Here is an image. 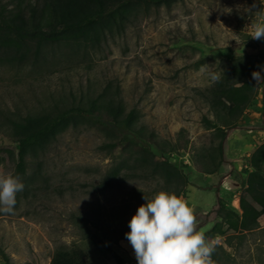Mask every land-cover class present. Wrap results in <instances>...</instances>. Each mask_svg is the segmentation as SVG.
<instances>
[{
	"label": "rangeland",
	"instance_id": "374dc122",
	"mask_svg": "<svg viewBox=\"0 0 264 264\" xmlns=\"http://www.w3.org/2000/svg\"><path fill=\"white\" fill-rule=\"evenodd\" d=\"M34 2L0 0V16L25 11ZM48 20L47 11L43 27ZM256 23H264V0H174L140 4L134 16L94 47L62 45L46 63L28 47L10 43L11 49L0 48V132L7 130L9 118L90 98H118L125 113L133 109L137 124L163 147L180 145L164 154L188 178L178 196L194 209L200 231L220 221L223 232L205 236L223 247L226 256L220 262L264 264V185L247 191L245 168L253 150L264 143V82L254 81L250 105L238 116L204 96L215 86L204 70L209 66L222 76L235 57L251 53L257 55L260 71L264 69V40L254 45L249 36ZM203 117L220 126L235 119L223 149L229 163L211 180V174L199 168L207 166L204 155L217 160L221 132L206 129ZM108 141L100 126L82 120L63 131L42 160L29 162L26 173L17 175L13 144L0 134V174H14L24 184L14 214L0 213V248L15 264H50L59 246L90 264H137L128 240L112 245L121 262L104 249L91 252L88 238L93 228L80 218L97 207L112 210L123 203L132 211L144 196L151 199L163 188L156 179L127 178L105 196L96 194L93 188L111 164V153L100 148ZM218 197L236 217L206 215L217 207ZM242 199L261 211L255 230L240 229Z\"/></svg>",
	"mask_w": 264,
	"mask_h": 264
},
{
	"label": "trees",
	"instance_id": "16d2710c",
	"mask_svg": "<svg viewBox=\"0 0 264 264\" xmlns=\"http://www.w3.org/2000/svg\"><path fill=\"white\" fill-rule=\"evenodd\" d=\"M172 1L174 0H35L25 11L7 17L0 16V48L11 49L13 44L10 43L22 44L33 51L35 58L39 57L46 63L55 56V48L62 45H77L85 49L94 47L102 38L119 28L123 21L134 16L140 4L161 5ZM47 11L49 20L46 27H43L42 21ZM260 69L261 63L257 55L246 53L237 56L224 71L219 82L206 91L204 96L210 103H217L220 108L230 113L236 112L238 116L250 105L254 83L252 72ZM236 83L240 85L235 87ZM82 120L96 123L109 138L100 148L111 153V164L94 186L96 194L105 196L109 189L127 178L156 179L162 182V190L176 195L188 184V178L183 171L164 155L166 152L179 150L180 145L174 143L168 148L163 147L152 133H146L144 127L137 124L133 109L125 113L124 105L118 98L105 99L102 102L99 98H90L75 104L57 106L42 114L7 119V130H2L0 134L13 144L17 175L26 173L29 162L42 160L41 157L58 136L69 126H76ZM202 120L206 129L215 128L221 132V139L217 143V160L211 154L204 155L202 160L208 158L207 166L201 165L199 168L202 173L213 174L222 164L229 163L223 149L227 128L234 126L235 119L230 117L231 125L228 126L217 125L206 117ZM2 150L0 148V152ZM247 161L251 170L247 174L246 190L251 192L264 185V143L253 150ZM140 202L146 203L145 200ZM216 206L206 215L213 214L215 219L221 220L237 216L219 197ZM241 208L240 229H257L261 211L243 199ZM136 210L137 208L131 211L128 204L123 203L112 210L97 207L95 211L82 215V221L93 228L88 238L90 251L104 249L116 262H121L112 245L127 240L125 233L130 231L128 224ZM219 224L220 221L216 220L204 232L205 236L222 233ZM215 246L212 259L214 264H222L220 260H223L226 253L221 245ZM0 260L2 264H15L1 248ZM50 264L90 262L74 250L59 246L54 250Z\"/></svg>",
	"mask_w": 264,
	"mask_h": 264
},
{
	"label": "clouds",
	"instance_id": "9594fccd",
	"mask_svg": "<svg viewBox=\"0 0 264 264\" xmlns=\"http://www.w3.org/2000/svg\"><path fill=\"white\" fill-rule=\"evenodd\" d=\"M249 36L264 40V23L254 24ZM204 70L211 82L221 79L220 73L210 71V66ZM262 71L252 72L256 85L264 82ZM23 190L18 176L0 174V213L14 214L17 194ZM144 200L146 203L137 208L129 221L130 231L125 233L137 264H214L216 246L199 230L198 218L186 200L165 190L151 199L144 196Z\"/></svg>",
	"mask_w": 264,
	"mask_h": 264
},
{
	"label": "built area",
	"instance_id": "2783aa9c",
	"mask_svg": "<svg viewBox=\"0 0 264 264\" xmlns=\"http://www.w3.org/2000/svg\"><path fill=\"white\" fill-rule=\"evenodd\" d=\"M245 168H246L248 171H250V170H251V168H250V166H249V163H248V162H246V164H245Z\"/></svg>",
	"mask_w": 264,
	"mask_h": 264
},
{
	"label": "crops",
	"instance_id": "0c3cea01",
	"mask_svg": "<svg viewBox=\"0 0 264 264\" xmlns=\"http://www.w3.org/2000/svg\"><path fill=\"white\" fill-rule=\"evenodd\" d=\"M215 174H211L210 176H208V179H212L213 178V176H214Z\"/></svg>",
	"mask_w": 264,
	"mask_h": 264
}]
</instances>
